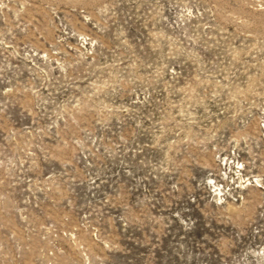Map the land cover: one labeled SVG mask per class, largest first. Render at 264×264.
Listing matches in <instances>:
<instances>
[{
  "label": "rangeland",
  "instance_id": "rangeland-1",
  "mask_svg": "<svg viewBox=\"0 0 264 264\" xmlns=\"http://www.w3.org/2000/svg\"><path fill=\"white\" fill-rule=\"evenodd\" d=\"M0 264H264V0H0Z\"/></svg>",
  "mask_w": 264,
  "mask_h": 264
}]
</instances>
